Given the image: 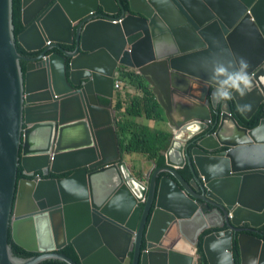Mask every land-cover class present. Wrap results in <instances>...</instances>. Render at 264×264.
I'll return each instance as SVG.
<instances>
[{
	"label": "water",
	"instance_id": "water-1",
	"mask_svg": "<svg viewBox=\"0 0 264 264\" xmlns=\"http://www.w3.org/2000/svg\"><path fill=\"white\" fill-rule=\"evenodd\" d=\"M183 1L186 19L179 0H22L25 27L15 40L13 0H0V264H203L201 233L224 224L202 237L208 264H236L233 241L239 264H264V240L248 233L264 226V117L248 128L229 100L215 111L217 82L179 61L196 53L208 64L246 60L247 73L259 71L253 88L232 96L251 118L264 100L256 83L264 73V0ZM122 69L151 84L170 124L164 164L153 163L144 178L128 169L112 113ZM186 165L189 180L180 172ZM19 166L56 176L18 178ZM23 181L34 186L31 197L19 196ZM31 201V213L53 224L55 241L49 229L29 226ZM9 232L36 254L15 255ZM169 232L179 238L167 245ZM69 244L79 262L62 251Z\"/></svg>",
	"mask_w": 264,
	"mask_h": 264
},
{
	"label": "trees",
	"instance_id": "trees-1",
	"mask_svg": "<svg viewBox=\"0 0 264 264\" xmlns=\"http://www.w3.org/2000/svg\"><path fill=\"white\" fill-rule=\"evenodd\" d=\"M126 4V0H121ZM21 2L22 0H13V13H12V21L14 25V34L15 39L17 35L24 29V24L21 18ZM17 48L21 53H26L23 48L17 42ZM53 50V49H52ZM66 72L68 74V64L66 65ZM120 77L124 81H128L129 86L133 88L131 93H128L127 96L123 94L122 91H115L114 96V108L118 111H123L121 113V118L118 120V133H119V145L121 152L124 154H136L137 157L146 159L147 161H155L157 166L164 164V151L169 144V139L171 133L169 131H161L156 130L146 124L137 125L136 122H133L126 118L127 115H132L136 117H145L151 118L157 116L155 118H161V114L159 112L160 104L155 99V94L152 92L150 88L144 83L143 76L136 72L135 70H121ZM233 110L232 114L237 118L238 122L248 128H251L259 123V120L264 117V109H259L251 118H245L238 110L235 105L231 107ZM159 117V118H158ZM163 118V116H162ZM215 121V117L213 118L212 124ZM212 132L213 129L210 128ZM193 144L189 145V148ZM141 164H138L135 159H133V166L138 168V177H143V170L140 167ZM146 168V167H145ZM182 174L186 177V179H190L192 177V173L190 167L188 165L184 166L180 170ZM23 169L20 166L18 169V177H24ZM49 176H56L53 173H50ZM227 226L224 224L219 228H208L205 229L200 237L199 242L197 244V250L199 251L200 260L203 261V264H208L206 260V256L202 249V237L214 230L224 229ZM249 234L257 236L264 240V226L259 229V231H250ZM8 242L11 244V248L15 255L20 257H30L35 255L36 253L29 252L21 248L12 242L11 233L8 235ZM143 248L145 247V243H143ZM233 250L236 264H239V254H238V245L233 241ZM62 251L67 255L73 257L75 260L79 262V258L74 247L69 244L65 246ZM36 264H69L65 260L59 258H46L41 260Z\"/></svg>",
	"mask_w": 264,
	"mask_h": 264
},
{
	"label": "clouds",
	"instance_id": "clouds-1",
	"mask_svg": "<svg viewBox=\"0 0 264 264\" xmlns=\"http://www.w3.org/2000/svg\"><path fill=\"white\" fill-rule=\"evenodd\" d=\"M241 1V0H239ZM204 5L207 6L209 8V5L207 4V2H204ZM209 9H212L211 7ZM214 11L215 13H217L215 10H212ZM93 14L96 13L91 11ZM90 12V14H92ZM246 13H250V7L248 8V10L246 11ZM96 16V15H94ZM113 21L116 22V21H121L122 19H118L116 18L114 15H113ZM251 20H254L252 17H251ZM13 23V21H12ZM13 32H14V27H13ZM18 36V35H17ZM14 38H15V34H14ZM16 40V39H15ZM19 44V43H18ZM16 45H17V41H16ZM18 49V48H17ZM19 51V50H18ZM20 52V51H19ZM52 52V51H51ZM247 68H248V63L246 60H244L243 58H240L239 60V64L238 66L237 65H224L222 63H217L214 65L213 67V73H212V79L214 81L217 82V87H216V90L212 93V99L213 101H215L216 103H219L221 101H228L232 98V90H235L236 92H238L240 94L241 97H243L247 91H250L252 88H253V82H252V77H254L253 75L258 73L257 71H254V72H250V73H247ZM131 70H134V69H131ZM136 71V70H135ZM138 72V71H136ZM139 73V72H138ZM118 77L119 79L122 80L123 82V85H122V88L121 89H115V91L117 90H120V91H123V88H124V83L125 81L120 77V72L116 74L115 78ZM144 78V77H143ZM145 79V78H144ZM115 80V79H114ZM256 83L257 85L260 87L263 86L264 84V73L262 75V79L259 80L258 78H256ZM264 87V86H263ZM151 89V88H150ZM152 90V89H151ZM153 92V91H152ZM154 93V92H153ZM155 94V93H154ZM115 96V95H114ZM156 96V94H155ZM157 97V96H156ZM175 100V103H176V99ZM236 104V102H235ZM113 105H114V99H113ZM264 109V100L261 102V105L259 106V108L253 113V115L259 110V109ZM123 111H118L114 108L113 110V115L117 118V123H118V120L121 118V113ZM163 114V113H162ZM252 115V116H253ZM130 115H127L126 118H128L129 120H131L129 118ZM163 116H165L163 114ZM251 116V117H252ZM136 118V116H134ZM138 118V117H137ZM145 118V117H144ZM152 118V117H151ZM263 118V117H262ZM261 118V119H262ZM146 119H149V118H146ZM260 119V120H261ZM133 121V120H131ZM135 122V121H133ZM211 122V121H210ZM169 131V130H168ZM170 132V131H169ZM119 134V133H118ZM126 155L127 154H124L123 157L126 158ZM149 163L151 162V166L152 164L154 163V168L155 167H159L156 165V162L155 161H148ZM128 163V162H127ZM161 166V165H160ZM20 167V166H19ZM153 168V169H154ZM147 169H144V172H146ZM181 170V169H180ZM181 172V171H180ZM24 173V172H23ZM50 173H53V172H50ZM48 172H43V171H36V172H32L30 173L31 175H28V174H25L24 177H32L36 180H40V179H43V178H46L48 177V175L50 174ZM182 173V172H181ZM163 174H165L164 172H162L159 176L161 177ZM184 176V175H183ZM50 177V176H49ZM185 177V176H184ZM19 178V177H18ZM23 178V177H21ZM144 178V174H143V177ZM186 178V177H185ZM189 180V179H187ZM23 182H28V181H23ZM22 182V183H23ZM21 183V184H22ZM30 183V182H29ZM18 194V192H17ZM211 215L212 217H217V213L215 211L211 212ZM229 215H231V212L229 213ZM50 223V221H49ZM48 223V224H49ZM225 229V228H224ZM38 253V252H37Z\"/></svg>",
	"mask_w": 264,
	"mask_h": 264
},
{
	"label": "crops",
	"instance_id": "crops-1",
	"mask_svg": "<svg viewBox=\"0 0 264 264\" xmlns=\"http://www.w3.org/2000/svg\"><path fill=\"white\" fill-rule=\"evenodd\" d=\"M129 88L128 92L131 93L133 91V88L131 86H129V83L128 81H125L124 83V88H123V94H125L127 96L128 93H126L124 90L125 88ZM156 97V96H155ZM158 97H156L155 99L157 100V102L160 104V108H159V112L161 114V118L157 119L155 117L157 116H154L152 118H149V119H146L144 117H134L132 115L129 116V118L133 121L136 122L137 125H141V124H146L156 130H161V131H168L169 130V121L167 120L166 116H163V114L165 113V109L162 107V104L159 102V100L157 99ZM176 100H179V99H183V98H175ZM178 102V101H177ZM163 113V114H162ZM163 116V118H162ZM133 159L136 160V162L138 164H141L142 163V158H139L137 157L136 154H127L126 155V161L129 163V161H131L133 163ZM146 161V168L145 169H148L151 167V162L149 163L146 159H143ZM129 168V167H128ZM131 172V171H130ZM34 192V186L32 184H30L29 182H23L21 184V187H20V192H19V196H32ZM34 205L31 201L28 209H27V212L28 213H25L26 215L28 216H34V221H29V226L31 228H34L36 231H37V234L38 232L42 231V230H45V233L47 232V229H49V232H51V234L49 235V239H52L55 241L56 237H55V234H54V231H53V224L52 223H49V224H46L44 222V218L45 216L43 215H40V214H32L31 211L33 209ZM217 217H212V220L213 219H216ZM24 237V236H22ZM46 239V238H44Z\"/></svg>",
	"mask_w": 264,
	"mask_h": 264
},
{
	"label": "flooded vegetation",
	"instance_id": "flooded-vegetation-1",
	"mask_svg": "<svg viewBox=\"0 0 264 264\" xmlns=\"http://www.w3.org/2000/svg\"><path fill=\"white\" fill-rule=\"evenodd\" d=\"M126 4H127V0H126ZM178 8H179V11H181L182 15L185 17V19H186V17L191 16V12H190V10L188 9V7L186 6V4L184 3L183 0H179ZM96 13H98V12H96ZM99 13H101V12H99ZM126 13H128V10H127ZM121 14H122V11L118 12L114 16L116 18H118V19H123V18H120ZM198 55H200V54H198V53L192 54V55H189L190 57L189 56H185L184 58H182L179 61H182L183 63L186 64V66L188 68L187 72L191 71L193 73V75H198V76L201 75L200 77H206L208 80L214 81L212 79V73H213V67H214L215 63L210 62L208 64V63L203 61V58H202L201 55H200V57H198ZM187 57H189V59L187 60V63H186L184 59L187 58ZM195 58L200 59L201 62L193 61V59H195ZM61 67H62L61 59L56 60V68H57L58 72L61 71ZM263 86H264V84H263ZM212 88H213V86H209L207 88L208 95L211 92ZM232 93H236L237 94V98L241 97L240 94L238 92H236L235 90H232ZM229 101H230L231 107H233V105H235L237 107V105L235 104V102L233 100V96H232V98ZM221 103H222V101L216 104V106L214 107L215 111H219V112L221 111ZM237 110H238V108H237ZM232 112H233V110H232ZM189 142L190 141H188L185 145H187ZM211 207L214 208L213 206H211ZM216 219H218V217ZM195 220H196L195 223L201 224V221H202L201 217H199V218H197ZM193 227H194V222L193 221L186 222V223L183 224L182 232L185 231V230L186 231H190Z\"/></svg>",
	"mask_w": 264,
	"mask_h": 264
},
{
	"label": "rangeland",
	"instance_id": "rangeland-1",
	"mask_svg": "<svg viewBox=\"0 0 264 264\" xmlns=\"http://www.w3.org/2000/svg\"><path fill=\"white\" fill-rule=\"evenodd\" d=\"M144 83L147 85L148 88L152 89L151 84L146 79H144ZM128 90H129V88L127 87V88H125L124 91L126 93H129ZM128 166H129L131 172L133 173V175L137 176L138 175V168L133 166V163L131 161H129ZM140 167L144 171V169L146 167V161L145 160L142 159V163H141ZM176 238H179V237L178 236L175 237V235L172 232H169V234L167 235V241L165 242V244L170 245L173 242H176ZM179 242L182 243L183 247H187V245H188V244H185V242H183V240H179ZM174 245H178V242L175 243Z\"/></svg>",
	"mask_w": 264,
	"mask_h": 264
},
{
	"label": "built area",
	"instance_id": "built-area-1",
	"mask_svg": "<svg viewBox=\"0 0 264 264\" xmlns=\"http://www.w3.org/2000/svg\"><path fill=\"white\" fill-rule=\"evenodd\" d=\"M122 85H123L122 80L119 79L118 77H116L115 80H114V88L115 89H121L122 88Z\"/></svg>",
	"mask_w": 264,
	"mask_h": 264
},
{
	"label": "bare ground",
	"instance_id": "bare-ground-1",
	"mask_svg": "<svg viewBox=\"0 0 264 264\" xmlns=\"http://www.w3.org/2000/svg\"><path fill=\"white\" fill-rule=\"evenodd\" d=\"M128 169H129V168H128ZM129 171H130V169H129ZM186 249H188V250H192V247L187 246Z\"/></svg>",
	"mask_w": 264,
	"mask_h": 264
}]
</instances>
